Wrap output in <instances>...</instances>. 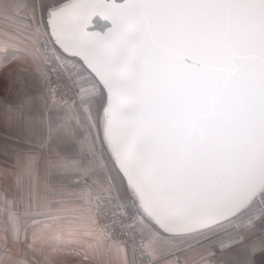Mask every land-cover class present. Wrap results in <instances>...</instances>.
<instances>
[{
    "label": "snow or ice",
    "instance_id": "obj_1",
    "mask_svg": "<svg viewBox=\"0 0 264 264\" xmlns=\"http://www.w3.org/2000/svg\"><path fill=\"white\" fill-rule=\"evenodd\" d=\"M25 6L21 0L17 10ZM42 10L37 18L32 9L28 38L54 37L83 56L96 86L102 82L95 122V94H77L62 125L74 148L45 154L42 184L59 197L57 215L83 220L99 199L84 163L98 139L111 145L143 211L167 232L212 230L257 198L264 202V0H42ZM93 15L111 21L104 35L87 30ZM34 159L25 157L27 205L20 211L5 199L0 232L18 236L52 216L51 197L40 210L34 204Z\"/></svg>",
    "mask_w": 264,
    "mask_h": 264
},
{
    "label": "crops",
    "instance_id": "obj_2",
    "mask_svg": "<svg viewBox=\"0 0 264 264\" xmlns=\"http://www.w3.org/2000/svg\"><path fill=\"white\" fill-rule=\"evenodd\" d=\"M20 3L21 0H0L3 8L0 14V204L7 199L20 211L24 210L30 188L25 157L33 156L34 204L40 210L51 197L52 216L41 222L42 227L32 226L18 236L11 231L0 232V264H86L87 258L94 259L96 264H135L127 242L102 233L93 208L83 214V220L57 215L59 205L55 200L59 197L50 194L42 184L49 179L45 154L53 147L61 151L74 148L62 128L64 117L71 115L68 109L71 102L62 105L49 98L43 77L45 64L30 48L38 44L37 40L29 39L26 32V26L34 23L29 16L35 6L37 10V5L34 0H23L26 6L18 11ZM73 74L81 96L95 94L96 100L90 108L95 122L103 108L97 102L101 100L102 83L96 86L99 79L88 75L77 60ZM76 111H80L82 130L86 131L87 123L79 104ZM68 123L76 125L72 120ZM84 163L89 166L94 196L101 191L117 190L115 167L99 139L94 154L84 159ZM56 180L51 177V182ZM139 216L141 232L150 239L155 257L151 264H264V232L256 234L254 229L226 228L219 224L199 233L175 234ZM258 223L264 228V218ZM114 242L119 243L113 246Z\"/></svg>",
    "mask_w": 264,
    "mask_h": 264
},
{
    "label": "built area",
    "instance_id": "obj_3",
    "mask_svg": "<svg viewBox=\"0 0 264 264\" xmlns=\"http://www.w3.org/2000/svg\"><path fill=\"white\" fill-rule=\"evenodd\" d=\"M43 53L48 58L45 68V81L49 97L52 101L62 105L68 104L80 95L79 87L73 75V68L76 64V58L73 55L63 52L54 41V38H48L43 34ZM46 46V48H45ZM61 50V51H60ZM99 199L92 205L97 222L102 233L109 237L122 239L127 242L132 251L135 248V264H151L155 257L151 251V242L148 236L141 232L140 216L137 213H131L127 210L120 194L117 190L101 191L96 193ZM135 203V201L133 200ZM264 215V209L259 213ZM258 214H251L241 223L248 229H255V223L260 217ZM261 230L257 229L259 233ZM145 245L144 252H140L139 245ZM151 253V255H147ZM86 264H96L94 259H85Z\"/></svg>",
    "mask_w": 264,
    "mask_h": 264
},
{
    "label": "rangeland",
    "instance_id": "obj_4",
    "mask_svg": "<svg viewBox=\"0 0 264 264\" xmlns=\"http://www.w3.org/2000/svg\"><path fill=\"white\" fill-rule=\"evenodd\" d=\"M36 2V5H37V11H36V16L37 18H40L44 15L43 13V10H42V0H34ZM41 1V3H40ZM67 0H65L66 2ZM51 0H43V3H50ZM36 8V6H35ZM41 10H40V9ZM37 43L38 44H33L30 46V48L34 51L36 49L39 50V54L40 55H44L43 53V43H44V37H43V34H41L39 37H38V40H37ZM61 51V50H60ZM76 60H77V64L80 65L83 69H86V65L84 64V62L77 56H75ZM43 61V65L45 64V67H46V61L45 59H42ZM76 65V64H75ZM74 65V66H75ZM85 67V68H84ZM76 69V68H75ZM74 75V74H73ZM43 77H44V80H45V71H44V74H43ZM75 77V76H74ZM45 85H46V81H45ZM47 88V86H46ZM48 91V90H47ZM49 95V94H48ZM50 98V97H49ZM104 146V149L106 151H108L109 153V159L111 160L112 164L114 165V184L116 186V189L118 191V193L120 194L124 204L127 206V210L131 213H137L138 215H142V217L144 218V220H149L150 218H147V216H145L142 212V209L138 206V203H137V200L135 199L134 195L131 193V190L127 184V181L124 177V175L122 174V172L120 171V169L118 168V166L116 165L115 163V160L114 158L112 157V155L110 154V151L107 147V144H103ZM133 200L135 201V203L133 202ZM264 209V202L260 201L258 198L256 199V202L254 204L251 205V207L247 210L246 213H244L243 215H236V216H233L231 218H229L228 220H225V221H222L221 223H219L220 225H223L224 227L228 228V227H231V228H234V229H242L244 228L243 224L240 222L241 219H244L245 217L251 215V214H258ZM258 217H260L258 219V222L261 221L263 218H264V215L263 214H260ZM150 221V220H149ZM255 223V232L257 229H260L261 231L259 233L256 232V234H260V233H263L264 232V228H262V226L259 225V223ZM218 224V225H219ZM259 226H258V225ZM252 229V228H251Z\"/></svg>",
    "mask_w": 264,
    "mask_h": 264
},
{
    "label": "water",
    "instance_id": "obj_5",
    "mask_svg": "<svg viewBox=\"0 0 264 264\" xmlns=\"http://www.w3.org/2000/svg\"><path fill=\"white\" fill-rule=\"evenodd\" d=\"M66 2H70V0H67ZM97 22H102L104 23L103 25H100L98 26ZM106 25V26H105ZM111 28V21L110 20H106L104 18V16L102 15H93L88 23V31L90 33H95V34H100V35H104L105 33H107L109 31V29ZM54 38V37H53ZM58 44V43H57ZM59 48L65 52L66 54H69V55H74V56H77L79 57L83 62L84 64L87 66V62L84 60L83 56L82 55H77L76 52L73 50V51H65L61 48V46L58 44ZM99 79V77H97ZM102 83V82H101ZM107 144V143H106ZM107 147L110 151V154L112 155V157L114 158L115 160V163L116 165L118 166V168L120 169V171L122 172V174L124 175L126 181H127V184L131 190V193L134 195V197L136 198L137 200V203H138V206L142 209V212L145 216H147L148 218H150L154 223H156V220L154 217H149L147 213H145L143 211V208L141 206V203L139 201V197L137 196V194L135 193L134 191V185L132 184V182L130 181L129 179V176L128 174L125 172L124 168L122 167L121 163H120V160L117 158L116 154L112 151V148H111V145L107 144ZM233 216H230L229 218H231ZM228 220V219H227ZM222 221H225L224 219H221L220 220V223ZM157 224V223H156ZM159 226V224H157ZM160 227V226H159ZM195 227V226H193ZM161 228V227H160ZM162 230H164L163 228H161ZM165 231V230H164ZM167 232V231H166ZM186 232H192V231H184V232H180V233H186ZM170 233V232H168ZM175 234H178V233H175Z\"/></svg>",
    "mask_w": 264,
    "mask_h": 264
},
{
    "label": "bare ground",
    "instance_id": "obj_6",
    "mask_svg": "<svg viewBox=\"0 0 264 264\" xmlns=\"http://www.w3.org/2000/svg\"><path fill=\"white\" fill-rule=\"evenodd\" d=\"M97 24H99V25H103L104 23H102V22H97ZM57 44V43H56ZM57 46H58V44H57ZM59 47V46H58ZM74 56V55H73Z\"/></svg>",
    "mask_w": 264,
    "mask_h": 264
},
{
    "label": "trees",
    "instance_id": "obj_7",
    "mask_svg": "<svg viewBox=\"0 0 264 264\" xmlns=\"http://www.w3.org/2000/svg\"><path fill=\"white\" fill-rule=\"evenodd\" d=\"M136 199V198H135Z\"/></svg>",
    "mask_w": 264,
    "mask_h": 264
}]
</instances>
